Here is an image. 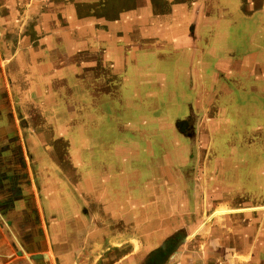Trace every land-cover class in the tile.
Segmentation results:
<instances>
[{"label": "rangeland", "instance_id": "rangeland-1", "mask_svg": "<svg viewBox=\"0 0 264 264\" xmlns=\"http://www.w3.org/2000/svg\"><path fill=\"white\" fill-rule=\"evenodd\" d=\"M38 1L0 0V19L20 22L0 31V49L7 79L16 73L25 83L20 103L5 104L17 116L20 161L42 192H58L41 199L45 217L55 227L66 217L89 224V216L75 215L89 205L76 191L91 197L100 158L104 186L133 210L118 218L134 223L138 204L156 214L148 221L164 218L169 207L196 213L178 217L186 228L259 220L264 237V0H51L55 15L44 13V2L30 9ZM67 2L76 4L72 20L63 15ZM48 19L72 26L74 37L96 32L100 39L79 41L83 55L63 40L38 45ZM60 46L67 55L41 52ZM20 48L38 51L27 58ZM46 62L50 72L38 66ZM204 177L208 216L199 214L206 207L193 192L203 191L197 181ZM229 201L239 215L215 214ZM258 255L264 260V250Z\"/></svg>", "mask_w": 264, "mask_h": 264}, {"label": "crops", "instance_id": "crops-1", "mask_svg": "<svg viewBox=\"0 0 264 264\" xmlns=\"http://www.w3.org/2000/svg\"><path fill=\"white\" fill-rule=\"evenodd\" d=\"M42 2H44L43 4L47 3V10L45 9L44 13L55 15L52 13L54 10L51 0L32 2L29 7L31 9L35 4ZM73 4V2H67L63 5V15L65 13V17L71 15V20L73 19L71 11L76 5ZM9 19H0L1 32L3 28L6 29L5 25L16 23L17 26L20 23L18 20L10 23L8 22ZM65 20L69 25L75 24L74 21L70 23L67 18ZM42 29L46 33L42 39L38 40V45L46 44L47 46L53 39L56 42L63 40L66 41V44L68 42L69 44L75 43L77 53L81 55L85 49L78 47L79 41L100 39V33L96 32L93 33V37L89 35H75L74 37L72 26H59L58 23L51 20L42 22ZM176 34L171 33V38H175ZM22 40L29 42V39L24 36ZM36 48L28 49L26 53H22L21 48L19 51H21L20 54L27 55L28 58L29 55L38 51ZM2 49H0V264H152L153 262L156 264H264V260H261L260 255H258L261 249L264 250V237L261 236L260 230L256 231V224L259 223V220L244 223L234 221L233 218H225L221 221L203 224L201 227L198 223L197 227L193 224L186 228L180 224L182 220L178 217L196 214L195 212L173 211L168 207L167 212L164 213V218L148 221L147 215L151 214L152 211L145 208L146 206L142 207L141 204L137 206L135 214L139 218L134 223L129 219L126 221L118 218L132 215L133 210L129 208V203L126 204L125 197L121 200L120 195H116L117 191L113 195L110 186H104L106 183L104 176L106 174V161L100 160V158H98L97 165L94 166L99 174L98 177L92 179L91 197L83 196V191H76L77 196L81 200L89 201L91 206L88 208L89 205H86L87 207L80 208V212L78 211L80 209H76L75 215L89 216V224L88 222L84 223L83 220L73 217L68 219L65 216L66 219L60 220V224L55 227L53 222L45 217L41 199L45 195H49V199L51 197L55 199L58 192H51V190L49 193L42 192L45 187L39 186L38 180L30 175L28 165L24 161H20V158H23V155L21 157L23 144L16 125L17 116L12 108L9 110L5 104H11L12 107L13 103H20L19 90L20 88L23 89L25 83H20L19 77L15 76L16 73L11 74L13 76L11 80L7 79L5 73L8 74V70L6 71L4 67ZM52 50L59 51L58 54L63 55H67L69 52L61 46L56 50L46 47L41 52L50 55L53 53ZM92 50L95 51L96 49L93 47ZM77 53L76 55H78ZM38 66H40L41 71L46 70L45 66H47L48 72L52 70L50 62ZM7 76L10 78L9 74ZM174 78L176 79V77ZM92 82L97 83L96 81ZM5 91L7 94L9 92L10 95L5 97ZM6 100L9 103H5ZM16 147L18 148L16 149ZM97 148L98 152L104 150L101 147ZM92 150L95 149L92 147ZM61 178L67 184V177V180ZM204 178V181H197L198 184H203V191H197L196 188H193V192L194 196L199 194L197 199H201L203 206L206 207V209L200 210L199 214L204 212L202 215L208 216L207 207L210 197L206 184H208L209 178ZM79 181L80 179L77 182ZM64 182L60 181L59 184ZM77 188L79 189L78 186ZM104 189L107 190L105 196L102 194ZM230 202L221 205L215 214L225 217L239 215L238 212H241L242 209L236 208ZM222 209H225L226 212L218 213ZM246 209L249 208H243V210ZM154 210L156 211V209ZM157 210L159 212L158 208ZM205 210H207L206 214ZM152 215L155 216L156 214L152 213ZM56 220L58 221V219ZM149 224L154 227L151 232L149 231L151 228ZM168 227L170 230L167 229ZM115 229L118 230L115 231ZM214 230H218L220 236L213 238L211 233ZM85 232L87 233L86 236ZM165 232L169 233L164 235ZM199 234H202L203 237L197 241L196 237ZM133 240L138 241L139 246L132 245ZM233 245L235 246L232 251L235 250V252L231 253L227 249ZM135 247H139L141 250L136 252ZM215 248L216 251H213Z\"/></svg>", "mask_w": 264, "mask_h": 264}, {"label": "flooded vegetation", "instance_id": "flooded-vegetation-1", "mask_svg": "<svg viewBox=\"0 0 264 264\" xmlns=\"http://www.w3.org/2000/svg\"><path fill=\"white\" fill-rule=\"evenodd\" d=\"M156 261V260H155ZM148 264H151V263H148ZM152 264H156L155 262H153Z\"/></svg>", "mask_w": 264, "mask_h": 264}]
</instances>
